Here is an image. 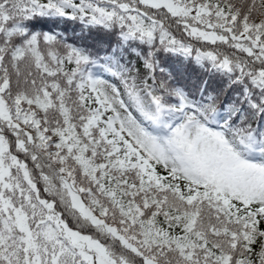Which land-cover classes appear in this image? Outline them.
Here are the masks:
<instances>
[{
    "label": "snow or ice",
    "instance_id": "snow-or-ice-1",
    "mask_svg": "<svg viewBox=\"0 0 264 264\" xmlns=\"http://www.w3.org/2000/svg\"><path fill=\"white\" fill-rule=\"evenodd\" d=\"M0 264H264V0H0Z\"/></svg>",
    "mask_w": 264,
    "mask_h": 264
},
{
    "label": "trees",
    "instance_id": "trees-1",
    "mask_svg": "<svg viewBox=\"0 0 264 264\" xmlns=\"http://www.w3.org/2000/svg\"><path fill=\"white\" fill-rule=\"evenodd\" d=\"M36 27L40 28L41 31H64L65 28H67L66 35L73 36V35H79V29H75V33L73 32V26L72 25H57V23L52 21H45L41 22L36 25ZM182 59V58H180ZM180 59H177L176 57H172L169 64L170 67H175L177 69L183 70V66L180 63Z\"/></svg>",
    "mask_w": 264,
    "mask_h": 264
}]
</instances>
